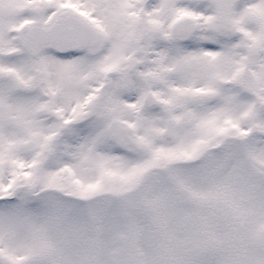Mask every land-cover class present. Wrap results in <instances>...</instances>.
Here are the masks:
<instances>
[{"label": "snow or ice", "instance_id": "1", "mask_svg": "<svg viewBox=\"0 0 264 264\" xmlns=\"http://www.w3.org/2000/svg\"><path fill=\"white\" fill-rule=\"evenodd\" d=\"M0 264H264V0H0Z\"/></svg>", "mask_w": 264, "mask_h": 264}]
</instances>
